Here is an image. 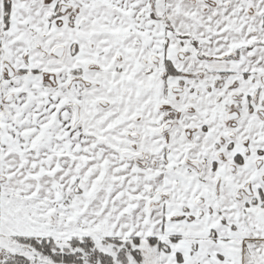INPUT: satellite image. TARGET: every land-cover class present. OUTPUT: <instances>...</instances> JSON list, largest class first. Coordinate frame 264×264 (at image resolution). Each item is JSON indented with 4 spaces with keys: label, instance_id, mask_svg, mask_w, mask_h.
I'll return each instance as SVG.
<instances>
[{
    "label": "snow or ice",
    "instance_id": "1",
    "mask_svg": "<svg viewBox=\"0 0 264 264\" xmlns=\"http://www.w3.org/2000/svg\"><path fill=\"white\" fill-rule=\"evenodd\" d=\"M0 264H264V0H0Z\"/></svg>",
    "mask_w": 264,
    "mask_h": 264
}]
</instances>
